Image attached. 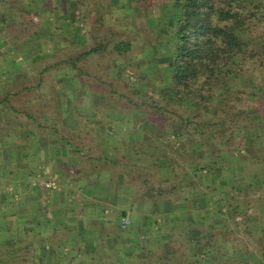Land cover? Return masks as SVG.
I'll return each mask as SVG.
<instances>
[{"label":"rangeland","instance_id":"1","mask_svg":"<svg viewBox=\"0 0 264 264\" xmlns=\"http://www.w3.org/2000/svg\"><path fill=\"white\" fill-rule=\"evenodd\" d=\"M147 3L143 8L147 9L144 12L139 11L143 3L136 0H0V74L3 75L0 79L2 80L0 99L9 89L15 96L10 97L6 104H12L21 110V114L14 116V120H9L8 117L5 119L0 115V123L5 128L16 126L22 128L21 133L17 134L19 140L8 139L5 137L6 132L0 131V243L4 244L2 234L7 230L13 232L10 238L11 241H15V245L10 247L15 251L10 249L4 251L3 248L7 247L4 245L0 247V264H19L20 258L29 255L33 258L35 254L31 250L23 252L22 256L16 244L20 230L18 215L22 209L18 196L22 195L21 189L27 184L25 182H29L25 174L18 171L19 145L29 143L23 133L50 132L38 129L37 125L42 123L48 128V119L56 118L55 126L58 131V127L61 126L58 124L59 119L63 118L62 112L72 107L77 116L81 114L78 119L80 123H83L84 118L101 119L99 127L107 131V134L111 132L112 140L127 132L150 135L152 130L147 120L153 115L161 118L160 123L163 126L161 125L160 129L164 135L161 143L156 145L152 140L157 137L150 138L139 144L147 155L141 153H136L132 157L124 155L121 158L122 162L119 163L131 165L134 161L137 169V179H133V184L138 190L141 204L134 206V210L142 207L141 210L153 211L151 202L146 198L147 195L151 196L152 187L159 188L160 193L165 192L166 195L159 200L171 199L180 204L178 211L175 212L179 214V221L173 217L168 220L165 215L163 217L154 215L153 221L149 222L152 231L144 230V233H140L142 238L137 240L131 236L130 228L132 226L135 228L139 222L129 219L132 225L123 231L129 234L128 238L133 242L131 246L133 249L128 250L134 254L123 255V258L108 256L100 263L195 264L193 250L197 246V241L205 243L211 241L213 249L209 250L211 256L215 257L211 264H238V261L236 263L234 260L239 258L241 251L247 253L243 257L245 264H264V252L259 251L257 247L260 246V238L264 237V186L259 190V186L255 185L254 191L249 193L242 187L243 185L237 183L233 186V182L243 179L244 173L250 168L249 156L244 151L230 146L232 144L227 145L230 133L224 135L218 142L214 140L216 135L214 129L198 126V123L203 121L216 122L218 117L213 112L209 116L205 114L196 119L188 107L182 104L173 107V110L169 108L170 111L164 113L152 108L169 104L167 98L163 97L165 90L162 88L164 72L168 69L163 55L168 49L161 46L156 34L158 30L152 28L153 19L161 16L169 18L175 15V12L164 9L161 6L164 2L160 0H150ZM112 32L116 34L115 38L118 40L131 41L132 50L123 56L108 52L94 53L78 63L81 73L64 65L56 66L64 59L76 57L101 43H107ZM162 40L165 42L167 37L164 36ZM49 66L55 67L44 72L45 67ZM12 76L17 78L16 84L7 88L12 81L7 83L5 78ZM249 78L246 80L249 82L247 85L253 82V78ZM260 82L263 89L258 91L260 92L258 98L235 94L237 96H234L231 102L233 108L249 112L254 123H257L258 117L264 123V81L261 79ZM254 85L252 86L256 88ZM238 98H241V101ZM9 111L6 109L5 112L13 117ZM174 111L179 116L174 114ZM30 114L37 120L33 117L29 119L27 115ZM76 115L73 112V115L64 116L77 119ZM190 116L192 117L189 118ZM122 121L133 123V126L123 125ZM180 126L184 132L183 142L172 135ZM94 127H88L87 124L82 126L84 131L88 132ZM153 131L159 132L158 126ZM233 138L229 141H233ZM30 143L33 153L36 145L35 142ZM148 145L150 146L147 149ZM193 150L196 151L197 161L200 160L197 168L204 167L200 173L197 171L201 175L196 176L197 185L202 186L197 197L203 195V198L209 199L210 195L205 192L213 191L211 211L206 212L204 208L202 213L205 218L210 214L212 219L216 217L218 228L216 230L205 229L207 227L205 220L202 221V216L199 217L191 204L187 208L188 204H184L185 200H182L186 192L181 193L179 190L182 169L189 167L188 161L194 159ZM225 150H229V153ZM105 153L113 164H116L118 158L111 154L109 146ZM170 162H176L178 166L176 173L171 174L170 181L165 182V178L170 177L168 174L171 173ZM221 163L227 167L222 171H215ZM112 167L117 170L115 165ZM42 176L44 177L43 174ZM62 196L78 198L74 192H64ZM224 196L228 200L236 198L235 202L240 203L239 209L247 212L248 219L242 220L239 215L234 223L230 215L231 208L226 201H222ZM31 212L35 214V209H31ZM39 214L41 215V212ZM108 218L112 229L121 228L120 214L112 213ZM226 224L231 235L228 239L223 234V227ZM44 252L41 249L40 255ZM223 254H227V261ZM49 255L47 252L43 256L47 260ZM228 258L231 261H228Z\"/></svg>","mask_w":264,"mask_h":264},{"label":"crops","instance_id":"2","mask_svg":"<svg viewBox=\"0 0 264 264\" xmlns=\"http://www.w3.org/2000/svg\"><path fill=\"white\" fill-rule=\"evenodd\" d=\"M62 114L63 118L58 122L61 124L58 131L52 127L57 124V118L48 119L49 129L46 130L50 132L23 133L29 143L19 145L18 171L25 174L29 182H25L27 184L23 185V189L20 188L22 195L18 196L19 206L22 209L18 215L20 230L16 244L22 256L23 252L27 253L31 250L35 253L33 258L30 255L20 258L19 264H102L100 262H104L108 256L114 255L117 258H123V255L131 256L134 253L128 250L133 249L131 248L133 242L128 238L129 234L123 231L126 229L121 230L118 227L112 229L108 217L112 213L120 214L119 224L123 218L137 220L139 223L136 227L130 228L131 236L137 240L142 238L140 233H144V230L152 231L149 222L153 221L154 215L162 217L165 215L168 220L170 217L175 218V214H178L175 212L178 211L180 204L171 199L159 200L161 198L155 202L152 198L156 192L151 191V196L147 195L146 198L151 202L153 211L141 210L142 207L133 209L134 206L141 204H139L138 190L133 184V179H137V169L134 161L131 165L119 161L122 162L121 158L124 155L132 157L136 152L133 151V146L126 150L122 142L126 140L136 144L157 137L152 141L158 145L164 135L153 131L157 125L148 122L152 130L150 135L127 132L112 140L110 138L112 133L107 134V131L99 127L101 119L84 118L82 124L95 126L94 130L74 131L71 124L76 123L77 119L65 117L64 112ZM121 124L133 126V123H123V121ZM112 141L113 144L110 143ZM30 142H35L36 145L33 153ZM108 146L111 154L118 158L116 164H113L114 162L105 153ZM195 153L196 151L193 150L194 159L188 161L189 167L182 169L179 190L181 193L186 192L185 198H181L185 200L186 205L188 204L187 208L191 204L199 217L202 216V221L205 220L204 223L207 224L205 229H209L212 224L217 227L216 217L212 219L210 214L205 218L202 209L205 208L206 212L211 211L213 191L205 192L210 195L209 199L203 198V195L197 197L201 193L202 186L197 185L196 176L200 175L197 173V164L200 160L197 161ZM158 164L160 167V163ZM112 165H115L117 170H114ZM168 174L170 177L165 178V182L171 179V173ZM53 178L58 179L59 187L55 190L45 188L44 182ZM64 192H74L78 198L62 196ZM33 208L35 214L31 212ZM12 234L13 232L9 230L4 231L2 234L4 244L0 243V245L12 248L15 245V241H11L10 238ZM151 235L150 233L149 236ZM41 249L45 252L40 255ZM47 252L50 255L46 260L43 255Z\"/></svg>","mask_w":264,"mask_h":264},{"label":"trees","instance_id":"3","mask_svg":"<svg viewBox=\"0 0 264 264\" xmlns=\"http://www.w3.org/2000/svg\"><path fill=\"white\" fill-rule=\"evenodd\" d=\"M136 1L143 3L139 11L144 10L146 12L147 9L143 8L150 0ZM160 1L164 2L161 4L164 9H171L172 12H175V15L173 14L169 18L161 16L153 19L154 27H152L153 30H158L156 34L162 45L159 44L168 49V52L166 51L163 55L167 61L168 69L164 72L162 88L165 90L163 97L167 98L169 104L152 106V108L157 112L162 111L164 113L170 111L169 108L173 110V107L182 104L188 107L191 115L196 117V119L203 117L205 114L209 116L213 112L218 117L216 122L203 121L198 123V126L214 129L216 133L214 140L218 142L223 139L224 135L230 133V139L235 138H233V141H229V139L226 142L227 145L232 144L230 146L235 147L239 151H244L250 159L248 165L250 168L244 173V178L238 180V182H233V186L237 185V183L243 185L242 187L248 193L254 191L255 185H258L259 190H261L264 186V123L259 117L257 123H254L249 112L244 109L233 108L231 102L234 96L242 94H246L253 99L258 98L260 96L258 91L263 89L260 80L264 81V0ZM32 4L31 2L30 6ZM111 34V39L107 40V43H101L99 46L76 57L64 59L56 66L59 64L61 66L64 65L81 73L78 63L94 53L108 52L123 56L132 50L133 44L131 41L118 40L115 38V33L112 32ZM164 36L167 37V40L165 42L162 40V42L161 39ZM54 67H45L44 72ZM2 77L3 75L0 74V79ZM249 77L253 78L255 85L253 82L247 85L249 82L246 80L250 79ZM9 78L11 77L5 78L7 83L12 81L7 88L14 86L17 81L15 76H12L10 80ZM252 85L256 86V88ZM12 96H15V94L7 89L6 94L0 99V115L5 119L8 117L9 120H14V116L21 114L20 109L12 106V104H6ZM238 100L241 101V98H238ZM6 109L11 111L9 112L13 117H10L5 112ZM73 112L76 115L73 107L72 109L64 110V114L68 116L70 114L73 115ZM174 112V114H178L176 111ZM27 116L29 119L31 117L35 118L31 114ZM80 116L76 115V123L71 125L74 131H84L82 126L86 124L80 123L78 120ZM35 119L37 120V118ZM160 119L153 115L147 121L155 123L159 129L158 133L162 134ZM6 123L11 122L6 121ZM87 126L89 127L88 124ZM37 127L38 129H47V126L42 123H38ZM52 127L57 129L56 126ZM91 130L93 131L94 129ZM0 131H5V137L8 139L15 138L19 140L20 138L17 134L21 133L22 128L17 126L5 128L0 123ZM172 135L183 142L184 132L181 126L175 129ZM137 143L124 140L122 145L126 150L131 149L133 146L134 152L147 155V152L142 150L144 148L139 145L142 142ZM148 148L149 145L147 146ZM225 151L229 153V150ZM170 166L171 174L176 173L177 163L170 162ZM225 167L227 166L221 163L215 171H222ZM202 169L204 167L197 168L198 173ZM151 189L156 192V195L152 198L155 202L162 198L163 195H166L164 191L160 193L159 188L152 187ZM222 201H226L229 208H231L230 215L234 223L239 215L242 220L248 219L247 212L241 210L242 208L239 209L240 203L237 204L235 202L237 201L236 198L233 197L228 200L224 196ZM174 219L179 221L178 214H175ZM227 228L228 225H224L223 234L228 239L231 235ZM209 229L216 230L218 228L215 224H212ZM211 243V241L208 243L197 241V246L193 250V255L196 258L195 264H211L215 258L214 255L211 256L210 250L213 249ZM259 245L257 246L259 251L264 252V237L260 238ZM3 249L4 251L9 249L15 251L9 247ZM245 254L247 253L241 251V254L238 255V260L235 259L234 261L236 263L238 261V264H245L243 258ZM226 255L223 254V257L225 256L224 258L227 261ZM228 261H231L230 258H228Z\"/></svg>","mask_w":264,"mask_h":264},{"label":"built area","instance_id":"4","mask_svg":"<svg viewBox=\"0 0 264 264\" xmlns=\"http://www.w3.org/2000/svg\"><path fill=\"white\" fill-rule=\"evenodd\" d=\"M44 187L50 190H55L59 187L58 179L53 178L47 182H44ZM131 222L128 218H123L120 224L122 229H127L130 226Z\"/></svg>","mask_w":264,"mask_h":264}]
</instances>
